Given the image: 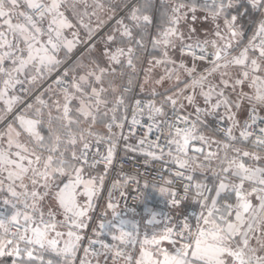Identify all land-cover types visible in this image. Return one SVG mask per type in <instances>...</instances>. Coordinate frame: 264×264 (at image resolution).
<instances>
[{
	"label": "snow or ice",
	"instance_id": "obj_1",
	"mask_svg": "<svg viewBox=\"0 0 264 264\" xmlns=\"http://www.w3.org/2000/svg\"><path fill=\"white\" fill-rule=\"evenodd\" d=\"M87 7L0 0V264H264V0Z\"/></svg>",
	"mask_w": 264,
	"mask_h": 264
},
{
	"label": "built area",
	"instance_id": "obj_2",
	"mask_svg": "<svg viewBox=\"0 0 264 264\" xmlns=\"http://www.w3.org/2000/svg\"><path fill=\"white\" fill-rule=\"evenodd\" d=\"M156 2H160V0H156ZM125 3V1H124ZM123 3V4H124ZM125 14L124 8L122 7L118 13H117V18L123 16ZM142 130L137 131V136L141 134ZM127 133V129L125 130ZM101 151H104V146L101 147ZM132 157H135L133 159ZM117 159L120 163H123V171L125 173L129 174H136V173H144L147 171V177L149 180L155 179L157 183H160L161 181L159 180V176L156 175V169L160 167L159 163H156L155 167L149 166L147 169H145L144 166V159L142 156H140L138 153H129L125 154L124 152V146L123 142L120 143V145L117 148ZM100 168H103V165L100 166ZM116 170H119V163L116 165ZM114 175V173H113ZM111 175L110 177L106 180V186H110V181H111ZM104 201L101 200V204H103ZM154 207H157L158 209H163L164 205L163 203L159 200L158 197H154L153 200L150 201Z\"/></svg>",
	"mask_w": 264,
	"mask_h": 264
},
{
	"label": "crops",
	"instance_id": "obj_3",
	"mask_svg": "<svg viewBox=\"0 0 264 264\" xmlns=\"http://www.w3.org/2000/svg\"><path fill=\"white\" fill-rule=\"evenodd\" d=\"M125 0H85L86 4L88 5L87 11L91 13L94 9L95 3H103L105 5L104 10H97L98 15L100 16L101 20L105 21V24L101 26L100 31L98 33L97 39L99 40L100 36H103L109 29V27H115V19L117 18V9H121L119 7L123 6ZM114 7L115 8V13L112 19H108L109 12L108 9ZM85 10L84 4L80 5V11L83 12ZM87 20V18H85ZM75 22V21H74ZM96 18L92 17V25H96ZM71 38V36H69ZM103 45L100 44L98 47H102ZM150 206H153L152 203H150ZM154 207V206H153ZM193 210L192 207L189 208V211ZM196 211H199V209H194Z\"/></svg>",
	"mask_w": 264,
	"mask_h": 264
},
{
	"label": "rangeland",
	"instance_id": "obj_4",
	"mask_svg": "<svg viewBox=\"0 0 264 264\" xmlns=\"http://www.w3.org/2000/svg\"><path fill=\"white\" fill-rule=\"evenodd\" d=\"M159 3V2H158ZM123 6H121V7H119V8H122ZM120 9H117V13H118V11H119Z\"/></svg>",
	"mask_w": 264,
	"mask_h": 264
}]
</instances>
